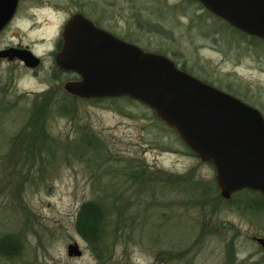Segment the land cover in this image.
Masks as SVG:
<instances>
[{
  "label": "rangeland",
  "instance_id": "374dc122",
  "mask_svg": "<svg viewBox=\"0 0 264 264\" xmlns=\"http://www.w3.org/2000/svg\"><path fill=\"white\" fill-rule=\"evenodd\" d=\"M58 1L66 7L63 11L78 10L66 0H48V3L55 4ZM181 1L184 0H133V3L118 0L107 10L114 19L102 23L122 34L130 32L136 37L134 39L138 38L142 45L152 51L166 52L201 79H211L214 85L226 91L227 86H230L238 92V97L260 109L264 115V43L256 48L248 41L238 40L241 35L235 33L232 36L230 31L214 34V40L210 37L213 27L201 20L198 23L197 18L190 22L189 17L184 16L183 12L193 15L195 8H198L197 3L189 5L185 1L184 11L166 8V3L175 5ZM39 2L23 0L19 17ZM134 6L143 11V19L150 16L153 23L161 20L166 29L173 30L172 36L147 30L142 32L137 19L130 14ZM197 10L206 19L203 9ZM84 11L92 19L103 18L104 15L101 3L100 7H88ZM206 20L210 24L213 22V18ZM13 30L17 33L15 40H22L23 34L18 33L15 25ZM9 72L15 73L14 89L19 95L16 81L27 73L18 64L0 63V76H7ZM116 104L126 113L116 107L84 102L80 104L78 117L88 121L120 156L142 158L144 163L160 171L185 173L195 170L201 179L215 178V167L186 153L176 134L166 131L147 105L138 101L128 103L124 99L118 100ZM10 113L17 122L7 129L12 131L14 127L15 131V127L21 125L26 116L18 108ZM49 125L54 134L65 136L70 123L66 117L54 116ZM120 185L121 192H124L123 199L133 202L132 211L140 217L137 219L140 227L133 231L135 233H132L131 239L116 247V262L132 264L133 255L139 252L150 258L151 264H220L226 256L225 242L232 239L241 264H264V255L253 239L254 235L264 231V214L256 215L255 211L242 210L236 203H223L220 212L210 220L216 224L214 235H206L201 233L196 209L188 210L185 209L187 206L180 207L179 203H174V193H164L159 185H155L156 195L146 185L144 191L139 185L133 186L131 181ZM22 190L23 202L18 197H0V231H14L27 226L26 249L22 260L11 262L0 257V264H98L75 226L78 209L91 198L93 192L83 164L78 161L70 165L61 164L45 183L39 187L27 184ZM246 195L249 194H236L232 199L237 202L238 199L247 200L248 204H254L255 201ZM156 198L159 200L158 205L147 206ZM166 199L171 203L166 202ZM257 200L259 197L256 195ZM24 205L31 214H26ZM75 243L80 246L82 256H69L68 247ZM167 250L173 252L175 259L168 263H157V252ZM180 252H184L183 258L176 257Z\"/></svg>",
  "mask_w": 264,
  "mask_h": 264
},
{
  "label": "trees",
  "instance_id": "16d2710c",
  "mask_svg": "<svg viewBox=\"0 0 264 264\" xmlns=\"http://www.w3.org/2000/svg\"><path fill=\"white\" fill-rule=\"evenodd\" d=\"M186 1L188 4H198V8H195V12L191 17L192 19L197 18L198 23L201 20L205 22V25L213 27L210 37L214 40H216L214 34L224 31L228 33L230 31L232 36L235 33L241 35L238 40L248 41L255 45L256 48L261 46V43H264V39L249 35L214 15L197 0ZM112 6V4L102 1L104 15L103 18H95L97 24L102 25L103 19L113 17L107 13V10ZM132 8L134 9L130 13L131 17L137 19L139 27L145 28L150 33L172 36L173 30L170 28L166 29L161 20L153 23L150 21L152 20L150 16H147V19H143L145 16L143 11H140L135 6ZM171 9L184 11L185 7H172ZM197 9H203L206 19L213 18V22L210 24L206 19H203L202 15L196 12ZM85 12L87 13V11ZM232 36L231 38H234ZM182 69L193 75L195 74L185 65L182 66ZM203 80L214 84L211 79ZM227 89L229 93L238 97V92L232 90L230 86H227ZM7 91L8 86H5L4 94L2 95L3 100L0 102V197H18L23 202L22 189L25 190L27 184L39 187V185L48 180L49 176L61 164L70 165L75 161L80 162V164L88 163L86 166L91 167L96 172L99 170L97 169L99 165H96V163L107 162V170L115 171L116 179L113 184H108V179H105L92 185L93 192L99 193L81 204L75 221L77 232L88 244L98 264H129L125 261L120 263L115 261L116 247L125 244L127 240L131 239L132 233H135L133 231L140 227L137 225V219L140 217H137V214L132 211L133 202L124 200V192H121L120 184L124 185L127 181H131L133 186L139 185L141 191H144L143 187L146 185L147 189H153L152 192L155 195L157 194L155 185L161 186L164 193H174L176 195L174 203H179L180 207L187 206L188 208L185 209L188 210L196 209L199 213L201 233L206 235L215 233L216 224L210 220L220 212L221 204L223 203L229 205L236 203L240 209L255 211L256 215L264 213V196L259 191L243 189L235 193V195L249 194L246 196H250L249 199L255 201L254 204H248L247 200L238 199V202L236 200V202L227 200L222 195L215 178L211 180L201 179L197 176L195 170L185 173H172L167 170L160 171L144 163L142 158L124 157L116 154L107 142L96 135L88 121H86L87 124L83 117H76L80 111V104L84 103L82 100L67 98L65 103L51 104L46 101L45 93L35 99H30L26 97L27 94H22L17 103H13L6 99L9 98L6 94ZM106 99L108 100L106 101ZM120 99H124L128 103L137 101L128 96L97 98L94 101L95 103L106 101L110 107L114 109L116 107L119 111L126 113L125 110L117 107L116 102ZM240 99L243 100L242 98ZM16 108L24 113L26 120H22V124L15 127V131L14 127L12 131H9L7 127L15 125L17 122V119L11 118L10 113ZM151 110L154 113V118H157L159 124H162L166 131L176 134L178 140L185 147L186 153L199 157L183 141L177 130L164 123L157 117L155 111ZM54 116H69L74 119L78 135L68 140V133L65 136L54 134L49 125L50 120ZM209 164L213 165L212 163ZM256 195L259 197L257 201ZM165 201L171 203L169 199ZM155 203L157 205L159 203L157 198L154 202L148 203L147 206L153 207L156 205ZM24 207L26 214H31L30 209L26 208L25 205ZM21 209L24 208L21 207ZM27 229V226H24L14 231H0L1 258H6L11 262L23 259L27 242ZM228 241V256L235 258L237 255L235 245L232 242L234 240ZM176 257L183 258L184 252L178 253ZM174 259L175 255L171 250L162 253L161 251L157 252V263H168Z\"/></svg>",
  "mask_w": 264,
  "mask_h": 264
},
{
  "label": "water",
  "instance_id": "95a60500",
  "mask_svg": "<svg viewBox=\"0 0 264 264\" xmlns=\"http://www.w3.org/2000/svg\"><path fill=\"white\" fill-rule=\"evenodd\" d=\"M198 1L235 28L264 39V0ZM18 4L19 0H0V30ZM63 36L57 64L81 77L68 83L71 92L85 98L128 96L142 102L177 130L203 162L213 164L225 198L243 189L264 196L260 109L181 69L170 57L117 37L81 13L70 18ZM13 55L36 65L28 50ZM257 240L264 248V238ZM68 254L83 252L75 243L69 245Z\"/></svg>",
  "mask_w": 264,
  "mask_h": 264
},
{
  "label": "flooded vegetation",
  "instance_id": "af4514ba",
  "mask_svg": "<svg viewBox=\"0 0 264 264\" xmlns=\"http://www.w3.org/2000/svg\"><path fill=\"white\" fill-rule=\"evenodd\" d=\"M22 1L23 0H19L18 7L15 10L14 14L12 15L11 19L8 21L7 25L3 29L0 30V48H4L5 49L3 51H0V63L18 64L19 66H22L24 68L26 73L40 72L42 70L44 71V80H45V82L48 85L47 91H45L43 93H39V94H37V93H26L27 96L30 99H33V98L35 99L37 96H40L41 94H45L46 93V96H44V95L43 96L45 97L46 101L48 103H51V104H62V103H65L67 101V98H69V99H72V100H82L83 102L90 103V104L104 105V106L110 107L106 103V101L108 99H106L105 102L95 103L94 100H97V98L81 97V96H79V95H77V94H75V93H73V92H71L69 90V88L67 87L68 83L77 82V81H79L81 79V77H80V75L77 72L65 70V69L61 68L57 64V54L62 49V47L64 45V41L63 40H61L57 44V51L55 53H52V58L53 59H52V67H51L50 71L43 69V61L49 60L48 56H45L42 61L38 60L37 58H35L36 62L34 64H36V65L32 66V65H28L27 62L24 59L19 58L17 55H13L18 50L19 51L20 50H27L25 48H13V47H10V45L18 43V41L15 40V37H16L17 33L14 32V30H13V27H14V19L13 18H19V14L21 12V2ZM66 1L70 2V3H73L75 8L78 9L76 11H74V10L66 11L65 10L64 12L69 16V18H71L74 14L81 13V14L87 16L89 19H91L97 26L102 27L103 29H106V30L110 31L111 33H113L114 35H116L117 37H119V38H121V39H123L125 41L137 44L138 46L142 47L146 51L160 53V54H164V55L170 57L182 69V66L184 64H179L175 59H173L166 52L150 50L149 48H147L144 45H142L140 43V41L138 40V38L134 39L136 37H133L132 36L133 34H131L130 32L128 34L127 33L126 34H122V33L118 32L115 29H112L110 27L107 28L106 26H104L103 23H101L102 25H99V24H97V22H96V20L94 18L93 19L90 18V16H88V14H86V12L84 11V8H88V7L90 8L91 7L93 9L95 7H100V3L102 4V1L106 2V3H109V4H112V5H115L116 3H118V0H108V1L107 0H66ZM128 1L133 3V0H128ZM185 1L186 0L181 1L179 4H175V5H170L169 3H166V7H168V9H171L172 7L173 8H175V7L180 8V7H182L184 5ZM67 2H65V3H67ZM54 3L55 4H53V3L52 4L55 7H57V8H60L62 10L66 9V7L64 5H62L59 1L58 2H54ZM183 13H184V16L189 17L190 22H191V20H192L191 15H189L187 12H183ZM113 19L114 18L111 17L110 19H103V21L104 22L105 21H112ZM158 21H160V20L158 19ZM139 28L141 29L142 32H146L145 28H141V27H139ZM6 51H7V53H6ZM2 53H4L5 55L2 54ZM12 55H13V57H11ZM14 75H15L14 72L13 73L9 72V75H7V76H3V75L0 76V102H1V100H3L2 99V95L4 94V87L5 86H8V91L6 93L8 95V97H9V98H6L8 101L13 102V103H17V101L19 100V97L22 95V94L21 95L20 94L17 95L15 93L14 84H15L16 77ZM77 116L78 115H76V117ZM65 117H66V119L69 120V123H70V125L68 126L69 129H67V131H68L67 139L70 140L69 138H74L75 136L78 135V133H76V129H75L76 123H75L74 119L70 118L69 116H65ZM85 123H87V122H85ZM93 131L96 133V135L101 137V135L94 128H93ZM81 164H83V166H84V171L87 173V175H89V178L91 180V186L94 185V183H99V181L101 182V181H103L105 179H108L107 180L108 184H113L114 183V181L116 179L115 171L112 170V171H114V172H112L111 170H107V164H108L107 162H104V163L98 162V163H96V165H99L97 167V169H99V170H97L96 172L94 170H92L91 167H90L91 168L90 169L88 166H86L88 163H81ZM112 191H114V190H112ZM97 193H99V192H97ZM97 193L96 192H92V196H91L90 199L95 197ZM235 193H233L230 198H226V199L233 201L232 198L235 196ZM257 215H260V214H257ZM262 237L264 238V231L263 232H259V234H257V236L254 235L253 239H254V242L257 244V247H258L259 251H261L262 254L264 255V248L257 240L258 238H262ZM227 243H228V241L225 242V244H226V256H224L221 259V263L220 264H241V262H239L240 258L238 256H236L235 258H230L228 256V244ZM255 264H256V262H255Z\"/></svg>",
  "mask_w": 264,
  "mask_h": 264
},
{
  "label": "clouds",
  "instance_id": "9594fccd",
  "mask_svg": "<svg viewBox=\"0 0 264 264\" xmlns=\"http://www.w3.org/2000/svg\"><path fill=\"white\" fill-rule=\"evenodd\" d=\"M18 33L23 34V39L10 45L13 48H25L35 58L43 60L45 56L49 60L43 61V69L52 67V53L57 51V44L63 40V33L70 20L69 16L60 8L48 3V0H40L30 6L27 12L19 18H13ZM5 50L0 48V51ZM18 93H43L48 85L44 80V71L21 75L16 81ZM132 264H151L150 258L137 252L132 257Z\"/></svg>",
  "mask_w": 264,
  "mask_h": 264
}]
</instances>
